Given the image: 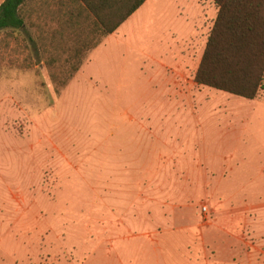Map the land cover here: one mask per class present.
<instances>
[{"label":"rangeland","instance_id":"1","mask_svg":"<svg viewBox=\"0 0 264 264\" xmlns=\"http://www.w3.org/2000/svg\"><path fill=\"white\" fill-rule=\"evenodd\" d=\"M212 3L146 0L72 77L75 0L0 31V264H264V85L195 82Z\"/></svg>","mask_w":264,"mask_h":264},{"label":"trees","instance_id":"2","mask_svg":"<svg viewBox=\"0 0 264 264\" xmlns=\"http://www.w3.org/2000/svg\"><path fill=\"white\" fill-rule=\"evenodd\" d=\"M91 20L92 40L71 62L77 72L85 55L114 33L146 0H75ZM217 15L208 34L194 80L246 99H254L264 85V0H212ZM26 0H3L0 4V31L23 30L21 13ZM72 17L74 12L68 11ZM228 69L227 72L220 71Z\"/></svg>","mask_w":264,"mask_h":264},{"label":"crops","instance_id":"3","mask_svg":"<svg viewBox=\"0 0 264 264\" xmlns=\"http://www.w3.org/2000/svg\"><path fill=\"white\" fill-rule=\"evenodd\" d=\"M211 1H212V0H211ZM2 2H3V0H0V4H1ZM212 2H213V1H212ZM212 4L214 5V7H213L214 10H213V12H215L214 14H215V17H216V15H217V8H216V6H215L214 3H212ZM122 25H123V24H122ZM122 25H121V26H122ZM121 26H120V27H121ZM120 27H119V28H120ZM119 28H118V29H119ZM118 29H117V30H118ZM117 30H116V31H117ZM116 31H115V32H116ZM115 32H114V33H115ZM114 33H112L111 35L107 36L104 40H106L108 37L112 36ZM113 36H114V35H113ZM102 42H103V41H102ZM102 42H101V43H102ZM99 45H100V44H99ZM99 45H98L95 49H93V50L95 51V50H98V49H99L100 47H102L103 45L105 46V42H104L102 45H100V46H99ZM89 61H90V60H89ZM89 61H88V62H89ZM88 62H87V63H88ZM83 63H84V62H83ZM87 63H86V64H87ZM86 64H85V65H86ZM82 65H83V64H82ZM83 66H84V65H83ZM190 260H191V259H190ZM193 262H196V264H200V263H201V259H196V260L193 259Z\"/></svg>","mask_w":264,"mask_h":264},{"label":"snow or ice","instance_id":"4","mask_svg":"<svg viewBox=\"0 0 264 264\" xmlns=\"http://www.w3.org/2000/svg\"><path fill=\"white\" fill-rule=\"evenodd\" d=\"M220 71H224V72H227V71H228V69H221Z\"/></svg>","mask_w":264,"mask_h":264},{"label":"built area","instance_id":"5","mask_svg":"<svg viewBox=\"0 0 264 264\" xmlns=\"http://www.w3.org/2000/svg\"><path fill=\"white\" fill-rule=\"evenodd\" d=\"M206 209H207V207L204 206V207H203V210H206Z\"/></svg>","mask_w":264,"mask_h":264}]
</instances>
